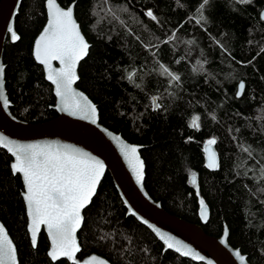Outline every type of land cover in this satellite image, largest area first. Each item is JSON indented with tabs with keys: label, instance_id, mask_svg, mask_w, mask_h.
Masks as SVG:
<instances>
[{
	"label": "trees",
	"instance_id": "16d2710c",
	"mask_svg": "<svg viewBox=\"0 0 264 264\" xmlns=\"http://www.w3.org/2000/svg\"><path fill=\"white\" fill-rule=\"evenodd\" d=\"M44 1L21 0L15 19L19 39L6 41L3 50L10 112L26 122L56 116L51 87L31 56L45 20ZM57 1L64 7L74 3L90 44L76 86L96 104L102 125L139 145L148 194L211 236L225 224L228 243L250 264H264V21L259 15L264 0H210L203 12L206 23L199 22L202 0ZM240 81L245 87L236 97ZM195 117L198 130L189 127ZM213 139L219 166L211 171L204 165L203 145ZM10 160L0 148V220L19 264H70L47 257L44 233L35 248L30 245L22 185ZM201 201L209 210L207 221L199 216ZM77 237L80 258L96 253L110 264H202L163 252L147 228L125 216L108 173L83 210Z\"/></svg>",
	"mask_w": 264,
	"mask_h": 264
},
{
	"label": "snow or ice",
	"instance_id": "6c2138e0",
	"mask_svg": "<svg viewBox=\"0 0 264 264\" xmlns=\"http://www.w3.org/2000/svg\"><path fill=\"white\" fill-rule=\"evenodd\" d=\"M243 2L247 3L250 0ZM209 4L210 0H202L199 5V22L206 23L203 12ZM47 9V26L36 41L35 58L47 71V79L55 85L56 96L61 105L59 110L95 124L96 107L73 89V84L78 78L76 67L87 55L89 45L73 19L71 8L64 10L57 5L56 0H47ZM146 15L153 20L156 19L151 11ZM8 32L13 41L19 39L12 27L8 28ZM53 61L59 62L58 69L52 67ZM200 68L202 70L203 65ZM164 71L172 81L179 82L178 75L168 71L167 68ZM3 75L4 67L0 65V99H3ZM133 75L128 76L130 81L133 80ZM244 87L243 83L239 84L241 90ZM3 104L7 107L8 101L4 99ZM189 127L198 130L199 118H193ZM112 139L116 141L136 183L142 185L144 163L138 155V148L125 144L119 136H113ZM215 143L214 139L209 140L205 148L208 153L206 166L210 169L219 166L215 152L208 147ZM0 147L7 148L15 158V162L11 165L12 173L20 174L23 178L25 189L23 199L27 206L30 221L28 231L31 233L33 248L37 246V233L41 226H44L51 240V250L47 255L52 261L60 257L73 260L75 253L79 251L76 233L83 222L82 210L96 193L104 173V163L66 144H20L0 136ZM244 150L249 151V149ZM260 172L261 178L264 179V168H261ZM192 179L195 183L194 175ZM200 203L201 218L206 220L207 209L203 201ZM153 231L164 241L168 249H173L181 256L202 259L180 241L173 240L171 236L158 232L155 228ZM237 256L243 262L244 258L239 253ZM0 264H17V251L3 226H0Z\"/></svg>",
	"mask_w": 264,
	"mask_h": 264
},
{
	"label": "water",
	"instance_id": "95a60500",
	"mask_svg": "<svg viewBox=\"0 0 264 264\" xmlns=\"http://www.w3.org/2000/svg\"><path fill=\"white\" fill-rule=\"evenodd\" d=\"M56 3L59 7H61L64 10H67L68 8L72 9L73 19L75 20L81 35L84 37L86 43L89 45L90 48V44L87 41L86 37L84 36L83 32L81 31L79 23L75 17L74 3H70L65 7L62 6L57 0ZM20 4H21V0H0V65H2L4 69H5V65L3 63V50H4L5 42L9 41L11 43H15L18 41V40L13 41L11 39V34L8 32V28L12 27L13 30L16 32L17 36L19 37L15 29V19L19 11ZM43 7H44L45 20L41 29L33 38L31 44V56L34 62L41 67L43 78L51 87V92L54 97V104L51 106V108L56 112V116L49 120L40 121V122H26L16 118L10 112L11 103L7 96V91L5 88V80L3 75V80H2L3 99H0V136H3L10 141L20 144H66L74 148H77L80 151L86 152L89 155L95 157L96 159L101 160L105 165L103 176L105 175V173H108L112 185L115 191L117 192V195L119 196V199L123 207L125 208V216L133 217L138 223H140L145 228H147L152 233V235L157 239V241H159V243L162 246L163 252L171 251L179 255L180 257L186 258L192 262H197L202 264H250L247 261L246 255L241 253L239 248L233 247L228 243V228L225 224L222 225L221 233L218 236H211L205 233L200 225L186 221L164 210L161 206V203L159 201H155L148 194L144 186V180L142 182V185H138L136 183L135 177L132 175L131 170L128 168L127 162L124 160L122 154L120 153L116 141H114L112 137L119 136L121 141H123L125 144H128L129 146L137 147L138 155L140 156L141 160L144 163V160L139 153L140 150L139 145L128 142L119 133H115L114 131L108 129L99 122V113L96 104L88 97L86 93H84L76 86L78 78L76 82L73 84V89L83 97H86L88 102H90L96 107L97 122L95 124H92L88 120H82L77 117L70 116L66 112L59 110L61 105L59 98L56 96L55 85H53L52 82L47 79V71L45 70L44 66L41 65L35 58L36 41L39 39L44 28L47 26V20H48L47 0L44 1ZM259 15L261 20L264 21V8L261 9ZM85 57L78 63L76 67L77 77H78L79 66L81 62L85 59ZM52 67L54 69H58L60 67L59 62L53 61ZM241 83L243 82L240 81L237 85L236 97H239L243 91L239 88V84ZM4 99L8 101L7 107H5L3 104ZM206 146L207 144H205L203 147L204 165L208 170L213 171L215 169H210L206 166L208 163L207 160L208 153L205 151ZM208 147H210L211 151L215 152L217 157V153L214 149V146L210 145ZM0 148L3 149L11 157V160L9 162V169L12 173L11 165L12 163L15 162V158L11 155L10 152H8L7 148L4 147H0ZM217 162H218V157H217ZM15 175L19 176L22 185L20 196L24 205L26 232L29 239V243L32 246L31 233L28 231V226L30 221L27 215L26 202L23 199V193L25 190L23 184V178L20 176V174H15ZM103 176L101 177V179L103 178ZM144 176H145V163H144ZM192 178L193 176H191L190 181L193 184ZM204 207L207 209L206 220L201 218V207L199 209V216L202 221H207L209 218V210L206 206ZM83 210H82V216H83ZM133 213H135V215H133ZM0 226L4 227L5 232L8 234L9 239L12 241L13 246L15 247L13 240L11 239L6 227L1 222V220H0ZM153 228H155L158 232L171 236L173 240L180 241L181 244L190 248L196 256L202 257V259L196 260L193 259L192 256H181L173 249H168L164 241L160 239V237L156 234V232L153 231ZM41 233H44L48 242L47 251H46L47 254L51 250V240L47 234L46 227L41 226L40 231L37 233V242L39 235ZM77 233H76V242L79 247V251L75 253L73 260H69L67 257H60L56 261L64 259L70 264H110L108 260H106L104 257L96 253H89L81 258L78 257V253L80 252V244L78 241ZM221 241L224 242L221 243ZM237 253H239L240 256L244 258L243 262L237 256ZM47 257L52 261V259L48 255ZM17 264H19L18 257H17Z\"/></svg>",
	"mask_w": 264,
	"mask_h": 264
},
{
	"label": "bare ground",
	"instance_id": "6f19581e",
	"mask_svg": "<svg viewBox=\"0 0 264 264\" xmlns=\"http://www.w3.org/2000/svg\"><path fill=\"white\" fill-rule=\"evenodd\" d=\"M205 144H207V143H204V145H205ZM204 145H203V147H204Z\"/></svg>",
	"mask_w": 264,
	"mask_h": 264
}]
</instances>
